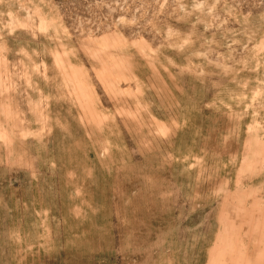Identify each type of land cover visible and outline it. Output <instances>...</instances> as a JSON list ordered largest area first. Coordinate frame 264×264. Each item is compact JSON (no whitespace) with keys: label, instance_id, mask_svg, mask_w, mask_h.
<instances>
[{"label":"rangeland","instance_id":"obj_1","mask_svg":"<svg viewBox=\"0 0 264 264\" xmlns=\"http://www.w3.org/2000/svg\"><path fill=\"white\" fill-rule=\"evenodd\" d=\"M0 264H264V0H0Z\"/></svg>","mask_w":264,"mask_h":264}]
</instances>
